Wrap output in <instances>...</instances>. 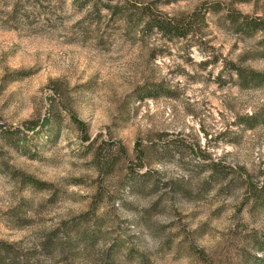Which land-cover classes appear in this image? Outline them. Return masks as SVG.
<instances>
[{
	"label": "rangeland",
	"instance_id": "rangeland-1",
	"mask_svg": "<svg viewBox=\"0 0 264 264\" xmlns=\"http://www.w3.org/2000/svg\"><path fill=\"white\" fill-rule=\"evenodd\" d=\"M106 3L185 13L191 30ZM232 6L264 16V0H0V240L41 264H264V123L244 124L264 119V85L232 69L264 72V33Z\"/></svg>",
	"mask_w": 264,
	"mask_h": 264
},
{
	"label": "trees",
	"instance_id": "trees-1",
	"mask_svg": "<svg viewBox=\"0 0 264 264\" xmlns=\"http://www.w3.org/2000/svg\"><path fill=\"white\" fill-rule=\"evenodd\" d=\"M22 0H18L20 2ZM32 2L40 3L42 0H29ZM167 2H172L176 0H166ZM108 9H110L113 13H122L124 11L122 18L127 19L129 21L136 22L138 24H142V27L146 28H156L159 32L165 35H173V36H184L189 33L191 30L190 20H186L185 13L178 15L169 16L165 13L155 10L150 4H140L135 6L134 8L128 6H122L114 3V4H105ZM219 10L223 8L221 4L216 2H211L209 6L205 7L206 9ZM204 11H200V9L195 8L192 10L191 14L195 19L203 18ZM227 18L232 22L236 23L239 27L245 29L246 32L252 33L254 31H262L264 33V16L261 14L251 15L247 12H241L235 7L228 8L227 10ZM232 69L236 74L238 84L241 87L251 88L256 86L264 85V72L255 70L253 68L244 67L240 65H233ZM55 90L66 92V88L58 89L55 86ZM147 94L142 95L141 98H144ZM52 106V105H51ZM70 119L76 124L80 130L84 129L82 127L81 121L76 117L74 112L70 109L67 110ZM50 118L46 117L39 122L28 121V123L32 124L27 126L24 130L18 131L17 139L12 143L16 149L22 154L28 153V144L27 139L29 136V132L31 131L33 135H38L39 133L44 132V129L51 122ZM249 122H255L254 124H262L264 123V119H259V114L257 112L251 113L244 118V124L251 127L253 125H248ZM37 124L40 125L39 129L35 131ZM28 131V132H26ZM44 134V133H43ZM220 166L219 162H215L211 164V171L216 172V168ZM24 183H27L35 188L44 189L47 184L45 182L39 181L30 175H22L21 177ZM261 183L255 188L260 191H264V177L260 181ZM50 237H48L43 244L44 248H49V244L51 243ZM264 252V249H262ZM15 260L17 262L15 263ZM0 264H41L37 258L36 254L31 252L30 250H22L16 244L10 243L7 241L0 240Z\"/></svg>",
	"mask_w": 264,
	"mask_h": 264
}]
</instances>
